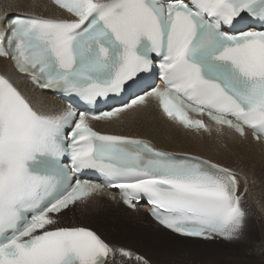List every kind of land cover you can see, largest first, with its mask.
<instances>
[{
    "label": "snow or ice",
    "instance_id": "snow-or-ice-1",
    "mask_svg": "<svg viewBox=\"0 0 264 264\" xmlns=\"http://www.w3.org/2000/svg\"><path fill=\"white\" fill-rule=\"evenodd\" d=\"M8 8L0 10V264H153L73 222L102 198L132 212L147 206L157 225L193 243L247 238L250 173L113 130L143 127L155 110L224 150L249 132L264 144V0H10ZM248 252L249 264H264V237ZM198 254L211 255L178 248L163 264H214Z\"/></svg>",
    "mask_w": 264,
    "mask_h": 264
},
{
    "label": "bare ground",
    "instance_id": "bare-ground-1",
    "mask_svg": "<svg viewBox=\"0 0 264 264\" xmlns=\"http://www.w3.org/2000/svg\"><path fill=\"white\" fill-rule=\"evenodd\" d=\"M9 3L10 0H0V10L8 8ZM51 11L52 10L50 9L49 13H51ZM8 13L15 14V9L8 8ZM2 66H3V61H0V67ZM123 132L150 138L162 148H165L166 150H170V151H176L179 148L188 147L191 148L195 154L203 155L206 158H211L214 161H220L227 166L243 169L245 172L250 173L251 177L255 179L256 183L251 187L250 192L248 193V206L252 209L254 217L258 221L261 231L263 232L262 235L264 237V150L260 148L258 145H254L250 143H240L234 140H227L226 142L228 144V150H224L211 139L189 138L179 132L174 131L173 129H171L166 125L163 124L161 125L152 115L147 116L145 125L143 127L127 126L124 128ZM99 209L101 211L98 212L91 211L87 219H90L94 222H96L98 219H103L108 222L109 219L105 218L104 215L108 213L107 209L109 208L104 207L103 209H101V207H99ZM130 219L135 220L136 224H133V227L136 228L138 232H142L143 228L140 227L141 222H139L137 218L131 217ZM94 222L90 224L95 226L96 229L100 230L101 234L110 243L113 242L112 244L130 248L135 252H138L142 255L149 257L151 260L153 259L156 253L154 252L156 247L153 246L154 244L148 242L149 241L148 239L146 238L144 239L140 237L139 235H137L138 233L133 235L130 233L128 234V231L126 229L120 227H119V231H117L116 234H112L113 231L110 230H109L110 233L107 234L108 231L105 232V230H102ZM148 226L149 229L154 234L156 233L157 236L159 235L163 239H166L167 241L175 244H182L184 242H187L190 243V245L195 244L204 247L207 245L213 247L215 246L212 243L201 244V243H193L187 240L179 239L162 229L155 228L152 225H148ZM224 250L226 251L228 249L224 248ZM162 251L165 254V255L163 254L164 255L163 258L169 259V256L166 255L167 254L166 251L164 250ZM163 258L162 259L160 258L159 260L161 262H164L165 260L163 261ZM157 264H159V262Z\"/></svg>",
    "mask_w": 264,
    "mask_h": 264
},
{
    "label": "rangeland",
    "instance_id": "rangeland-1",
    "mask_svg": "<svg viewBox=\"0 0 264 264\" xmlns=\"http://www.w3.org/2000/svg\"><path fill=\"white\" fill-rule=\"evenodd\" d=\"M250 211H251L252 215L250 216V219H249L247 238L241 242L235 243L234 244L235 246L233 248L225 247V246H222L219 244H215L214 247L207 245L210 249L207 246L204 247V246L195 245V244L190 245V243H187V242H184L182 244H175V243L167 241L166 239H163L159 235L157 236L156 233L154 234L149 229V226L141 225L140 227L143 228V231L138 232L136 230V228L133 227V224H134L133 222H131L129 219H126L124 217H120L118 214H115V213H107L106 215H104L105 218L109 219L108 222L103 220V219H98L96 222H94L90 219H87L85 221L89 225H91L90 223L94 222L102 230H105V232L108 231L107 234H109L110 231H113L112 234H116V232L119 231V227H120V228L126 229L128 231V234L130 233L133 235V234L138 233L137 235H139L140 237H142L144 239L145 238L148 239L149 240L148 242H150L151 244H154L153 246L156 247V249L154 251L156 253L152 259L153 264H157L158 262H159V264L163 263L159 260L160 258L162 259L163 256L165 255L162 250L166 251V253H167L166 255L169 256L170 251L172 253L173 251H175L178 248H191V249H195V250L198 249V251H197L198 253H211L210 256L198 254V255L194 256L193 258L197 259V260L211 259L214 262V264H249V252H248L249 244L252 241L259 240L261 237H263V235H262L263 232L261 231L259 223L256 220V218L254 217V214H253V211L251 208H250ZM110 221H112V222H110ZM130 224H132V225H130ZM91 226H93V225H91ZM93 227L95 228V226H93ZM98 231L100 232V230H98ZM111 243H113V242H111ZM162 248H164V249H162ZM224 248H226L228 250L225 251ZM202 249H204V250H202ZM206 249H208V250H206ZM155 257H157L158 259ZM164 260H167V259L163 258V261ZM154 262H156V263H154Z\"/></svg>",
    "mask_w": 264,
    "mask_h": 264
}]
</instances>
